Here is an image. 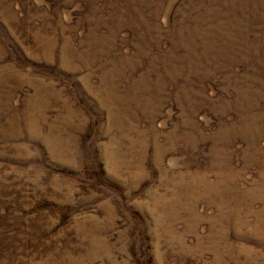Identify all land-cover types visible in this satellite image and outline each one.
Here are the masks:
<instances>
[{
    "label": "rangeland",
    "instance_id": "374dc122",
    "mask_svg": "<svg viewBox=\"0 0 264 264\" xmlns=\"http://www.w3.org/2000/svg\"><path fill=\"white\" fill-rule=\"evenodd\" d=\"M0 264H264V0H0Z\"/></svg>",
    "mask_w": 264,
    "mask_h": 264
}]
</instances>
